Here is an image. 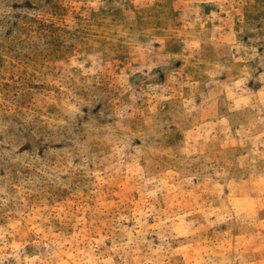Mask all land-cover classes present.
I'll list each match as a JSON object with an SVG mask.
<instances>
[{
    "label": "clouds",
    "instance_id": "obj_1",
    "mask_svg": "<svg viewBox=\"0 0 264 264\" xmlns=\"http://www.w3.org/2000/svg\"><path fill=\"white\" fill-rule=\"evenodd\" d=\"M0 264H264V0H0Z\"/></svg>",
    "mask_w": 264,
    "mask_h": 264
}]
</instances>
